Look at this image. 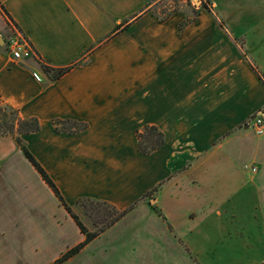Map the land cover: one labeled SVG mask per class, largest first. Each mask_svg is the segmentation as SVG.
I'll use <instances>...</instances> for the list:
<instances>
[{
  "label": "crops",
  "instance_id": "obj_1",
  "mask_svg": "<svg viewBox=\"0 0 264 264\" xmlns=\"http://www.w3.org/2000/svg\"><path fill=\"white\" fill-rule=\"evenodd\" d=\"M158 1L0 0L8 16L0 9V107L14 112L18 120H37L39 131L20 139L69 207L90 200L122 212L143 207L142 200L151 194L150 203L160 209L162 223L146 213L153 227L146 229L145 241L137 238L141 227L135 220L141 212L135 209L81 253L96 252L92 257L100 259L102 244L97 243L102 241L106 254L116 252L113 235L121 225L125 232H136L135 240L149 251L160 250L168 264L212 263L218 255L222 260V254L206 256L203 251H212L214 235L221 230L230 233L227 228L234 230L239 220L225 208L235 190L227 188L217 196L216 185L233 182L219 180L218 168L228 170L232 164L221 160L232 153L239 127L257 114L264 120V87L253 69L264 81V53L251 51L256 43H264V25L245 30L250 24L243 19L220 18L213 10L200 9L181 28L183 15L161 22L149 12ZM205 1L216 10L212 0ZM259 4L264 0L248 5ZM9 23L31 47L29 59L14 61L7 52L4 31ZM239 41L249 49L248 55ZM45 66L72 67L50 81L42 70ZM54 121L86 128L58 133ZM145 126L163 135L162 147L149 155L137 148L136 132ZM7 140L13 148H0V228L17 250L14 264H41L40 231L37 234L30 223L32 216L40 217L43 199L32 187L34 180H26L27 175H39ZM247 172L255 196L262 199L264 165L256 177ZM25 187L34 193L25 195ZM257 215L258 220L244 223L249 227L237 228L248 237L260 235H254L257 241L250 237L255 243H246L245 250L257 246L263 253L246 264L264 262V214ZM78 233L79 240L57 257L84 241Z\"/></svg>",
  "mask_w": 264,
  "mask_h": 264
},
{
  "label": "rangeland",
  "instance_id": "obj_2",
  "mask_svg": "<svg viewBox=\"0 0 264 264\" xmlns=\"http://www.w3.org/2000/svg\"><path fill=\"white\" fill-rule=\"evenodd\" d=\"M212 1L216 4V10L211 7L210 2L205 0H197L199 4L196 3V0H159L152 7V11H154L159 18H162L169 13H175L183 15L185 21H189L197 17L200 9H206L208 12L213 10V13L220 18H226L230 15L231 17L229 20L243 19L244 22L250 24V26L248 25L247 28H244L245 30H254V28H252L253 24L259 25L262 23L264 25V4L256 5V7L253 8L248 5L253 0ZM13 27L14 26L10 23L6 26L4 31L6 43L9 39V36L11 35V31L14 29ZM262 29L264 30V27H262ZM237 44L240 46L244 54L248 55L247 52L249 53V49L246 50L243 47L245 44L242 41L237 42ZM255 45L257 46V49L255 48V50H251L252 52L255 51L264 53V43H256ZM250 58L252 61H257V59L251 56ZM255 116L256 115L253 117ZM16 121L17 115L14 112L11 113L0 107V139H4L0 140V148H13L12 144L7 139L12 140L14 145L17 146L16 138L20 139V135H18L16 132L18 129ZM244 126L246 128H244ZM236 135L239 137L234 139L233 143H231V149L233 150L232 153L226 155L224 160H221L224 163L231 162L232 164H229V167L227 165L226 168L228 170H222L218 168V170H220L218 172L219 180H228L233 182H225L222 184L223 187L216 185L218 187L216 193L218 197H221L224 193V190L226 192L227 188L229 191L233 189L235 190V193L233 192L232 194L233 197L231 196L227 200L228 203L226 204L225 208L238 215V225L235 227L236 230L228 227L226 231H230V233H225L224 230L218 231L213 238L212 243L214 244L212 245V251H203L206 256L207 254H211L213 252L215 254L221 253L222 257L220 258H222V260H219L218 255L217 261H212V263H209L210 260H203L201 264H246L248 258H258L263 253V250H257L259 249L257 246L254 248V250H245L246 243L254 244V240L257 241L255 236L257 238L258 236L260 237V235L254 234V236L252 234L248 237L246 233L239 232L237 228L238 226L249 227L248 224L245 225L244 223H252V221H249V219L253 217L258 220L257 214L260 212L264 214V197L259 199L258 197H260V195H258V197L255 196L251 184L248 182L250 176L247 172L248 170L244 169V166L254 167L256 169V173L255 175H251L256 177L259 168L263 167L264 134L262 136H256L251 129L250 122H246L244 125L239 127V131H237ZM20 156L23 158L22 155ZM25 162L27 163V161ZM29 168L31 167L29 166ZM39 177L40 176L37 175L35 178H32L28 175L26 176L27 182L34 180L32 187L33 185L35 186V189L33 188L35 193L40 194L43 199L40 217L34 220L32 216L30 225L31 229H36L37 234L38 230L40 231L42 245L40 252L41 258H39V260L41 261V264H47L53 258L57 257L66 246L72 247L80 237L76 226L72 223V221H69V218L59 207L60 203H57L56 199L52 195V192L43 183L40 185ZM27 189L28 188L25 187V190H22L25 195L34 193L33 191L29 193ZM151 200H153V198L150 194L142 200L141 204L143 207H140L141 209H137L135 206L131 207L127 211L125 210L126 213L121 217L123 218L126 214H129V212L134 211L135 209L141 212L140 216L135 220V224L138 227H141V230H139L137 234L138 240L140 239L141 241H145V233H148L146 229L148 227H153L151 224L152 221L146 215L147 212H150L152 216L156 215L160 222H163L160 209L154 207V205L150 203ZM70 208L77 216L87 233L94 234L96 237L107 232L115 222L121 219H118L119 214L109 206H96L81 201L78 204L75 203L73 206H70ZM123 224L129 226L127 223ZM238 229H240V227ZM125 231L126 229L121 225L116 231H114L115 233L113 237L117 239V246L115 247L116 249L118 248L116 252L115 250H111L110 253L107 252L106 254L104 252L106 251V245L105 242L102 241L97 243L98 245L102 244L100 247L103 252H98L100 259L92 257L96 252L89 253V251H85L84 253H81L80 251V254L78 253L79 255L76 254L73 259H71V261L68 263L66 261L63 264H168L166 260L163 259L162 252L160 254V250L158 252L157 250L153 252L150 250V252L148 250L149 247L142 245L141 242L139 243L138 240H135L136 232H133L132 229H130V232ZM234 231L237 232V235L234 234ZM141 232H143L142 235ZM228 234H230V236H228ZM250 237H254V240L250 239ZM233 239H237V243L236 241H233ZM15 241H18V238H16ZM249 246L250 248H253V245ZM112 249L115 248L112 247ZM223 249H226L227 252H225ZM15 250L16 248L6 242L5 236L3 235L0 228V264H14L16 260ZM163 254L165 255V252H163ZM55 260L49 264H52ZM259 264H264V262Z\"/></svg>",
  "mask_w": 264,
  "mask_h": 264
},
{
  "label": "trees",
  "instance_id": "obj_3",
  "mask_svg": "<svg viewBox=\"0 0 264 264\" xmlns=\"http://www.w3.org/2000/svg\"><path fill=\"white\" fill-rule=\"evenodd\" d=\"M150 6V4H148ZM147 5V6H148ZM155 5V4H154ZM1 11L5 14V16L8 18L6 12L3 10V8L0 6ZM149 12L154 15L159 21L163 22L166 21L171 15L175 13H169L166 14L164 17L159 18L154 11H152V8H149ZM194 20L191 19L189 21H184L181 24V28L183 25H187L191 23ZM120 29L119 27L116 28V30ZM72 66L67 67V68H62V69H53L49 67H42L43 72L49 77L50 81H54L64 74H66ZM255 72L257 73L258 78L261 80L262 86L264 87V81L262 76L258 73V71L253 68ZM5 109V108H3ZM7 110V109H5ZM11 113H13L10 110H7ZM16 124L18 126L17 129V134L18 135H27V134H32L36 133L39 131V124L37 120L35 119H29V120H18L16 121ZM54 129L58 133H66V134H74V133H79L85 130L86 126L85 124L81 123H76V122H70V121H54L52 123ZM68 126V127H66ZM70 128V129H69ZM136 138H137V148L138 152L141 155H149L152 152L160 149L163 145V135L161 132L157 130L155 127L151 126H145L142 129L138 130L136 132ZM16 144L21 150L23 156L25 159L30 163V165L33 167V169L36 171V173L40 176L41 180L43 183L48 187V189L52 192L53 196L58 200L60 205L64 208V210L67 212V214L70 216L72 221L74 222L75 226L78 228L79 232L85 237L84 241L81 242L80 244L76 245L75 247L67 250L65 253H63L58 259H56L52 264H63L69 259H71L73 256L78 254L81 249L88 244L90 241H92L96 236L94 234H89L77 218V216L72 212L71 208L65 203L63 200L59 190L57 189L56 185L53 183L51 178L48 176V174L41 168V166L36 162V160L33 158V156L30 154V152L26 149V147L21 143L19 138H16ZM148 196V195H147ZM86 202L91 205H96V206H108L104 203L100 202H94L90 200H78L76 203L78 204L79 202ZM115 211V210H114ZM127 211V210H126ZM126 211L122 212H117L118 213V219L121 218Z\"/></svg>",
  "mask_w": 264,
  "mask_h": 264
},
{
  "label": "built area",
  "instance_id": "obj_4",
  "mask_svg": "<svg viewBox=\"0 0 264 264\" xmlns=\"http://www.w3.org/2000/svg\"><path fill=\"white\" fill-rule=\"evenodd\" d=\"M15 29V28H14ZM11 31V35L6 43V50L11 55L14 61H22L29 59L32 55L31 47L25 41L23 36L15 29ZM33 79L37 82H41V78L37 74H32ZM252 131L256 136H262L264 134V121L259 115H256L250 122ZM245 170L255 174L256 169L251 166H244Z\"/></svg>",
  "mask_w": 264,
  "mask_h": 264
},
{
  "label": "water",
  "instance_id": "obj_5",
  "mask_svg": "<svg viewBox=\"0 0 264 264\" xmlns=\"http://www.w3.org/2000/svg\"><path fill=\"white\" fill-rule=\"evenodd\" d=\"M196 3L199 4V2H197V0H196Z\"/></svg>",
  "mask_w": 264,
  "mask_h": 264
}]
</instances>
